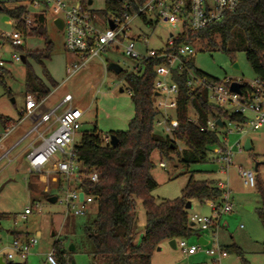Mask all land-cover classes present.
I'll list each match as a JSON object with an SVG mask.
<instances>
[{"label":"rangeland","instance_id":"rangeland-1","mask_svg":"<svg viewBox=\"0 0 264 264\" xmlns=\"http://www.w3.org/2000/svg\"><path fill=\"white\" fill-rule=\"evenodd\" d=\"M90 1L92 2L90 8L95 15L102 20L111 17L112 14L105 10V0ZM73 3V0L69 2V4ZM16 4L12 0L5 5V8L12 10ZM148 20H150L149 17ZM132 24L135 26L132 31L133 36H140V39L135 42V51L141 56H145L147 51L164 50L167 42L178 36L172 34L179 30L177 25L176 28L172 27V23L144 25L141 20L137 19ZM97 27L103 30L105 25L101 24ZM0 31L7 33L12 31L9 18L3 13H0ZM47 35L53 43L54 49L51 60L45 63V68L58 87L50 88L52 95L44 103V106L53 108L61 102L65 95L72 97L71 106L83 112L81 130L74 137V145L79 144L83 132L91 131L94 126L101 136L109 132L126 131L128 122L133 117V106L130 93L125 86V74L132 72L136 61L125 57L121 46H114L102 53L99 59L92 60L75 75L67 78V66L72 58L64 50L63 33L51 22H48ZM143 37L147 39V45L140 41ZM28 46L33 50H40L42 43L36 39H30ZM14 53H18V51L11 48L9 44L3 45L0 49L4 61L3 81L0 82V114H8L11 120L17 121L19 113L24 109L25 64L13 62L11 55ZM28 62L32 65L36 76L48 85L43 77L42 68L29 60ZM234 63L238 64V71L232 69ZM110 64L119 66L122 73L115 74L109 70ZM194 65L198 70L219 81L230 78L240 80L242 84L248 85L255 81L243 53L236 54L234 59H230L223 53L197 54L194 57ZM120 88H123L124 92L119 93ZM66 107L67 105L63 106L59 112ZM190 116L193 118V114ZM230 130L232 131L229 132ZM158 132L161 133V130H156V133ZM223 139L229 148L240 141L242 149L241 154L234 155L232 166L227 175H222L219 172L220 165L215 162L216 147L210 148L204 162L190 165L188 169L177 163L176 159L169 161L154 151L150 156L153 164L150 174L157 186L151 192V196L156 202L178 199L181 197V190L191 176L196 181L226 182L228 190H230L232 212L221 216L219 220L220 224L216 234L217 244L222 248L238 247L242 252L243 259L249 264H264L261 247L264 241V228L257 213L260 207V198L256 188L244 187L238 176V169L242 168L254 172L256 177L264 180V130L239 135L235 133L234 125L226 124V128L219 132L220 142H223ZM246 139L251 140L253 146L249 152L244 150ZM26 144L27 141L22 143L10 154L9 158L22 150ZM178 147L182 149L183 145L178 144ZM236 149L234 147V153ZM4 151L5 149L2 150V152ZM21 159L23 161V158ZM161 162L166 165L165 169L159 166ZM6 164L7 161L2 160L0 170ZM256 164L258 169L255 172ZM16 167L21 168L23 164L17 162L0 172V215H2L0 220V249H2L0 257L10 250V243L13 240V235L10 233L21 232L25 238L38 237V242L30 250L26 260L16 258L13 261L14 264L24 262L26 264H46L47 252L54 249V244H56V250L64 254L62 261L57 260V264H94L93 245L85 228H90L95 220L96 205H89L88 212L84 215L75 217L69 214L66 216L65 208L58 202L55 204L47 202L48 193L61 196V192L57 190L59 181H61L59 176H54L57 182L50 180L47 185L37 178L33 191H30L27 188L23 168L16 172ZM35 203L40 205V212H35L33 208ZM190 203L191 208L187 210L189 217L194 214L211 216L212 210L209 204H201L197 200H192ZM27 207H32V213L23 219L21 215ZM135 219L134 243L137 244L144 237L145 225V211L139 200H136ZM194 229L197 230V228ZM200 238H203L207 244L201 245ZM184 240L188 246L196 245L202 248L197 261H189L187 255L177 248L171 249L168 242L165 241L152 253L151 264H213L212 259L204 252L207 247L212 246L213 240L210 232H197ZM71 246L74 248L73 251L70 250ZM221 264H241V259L235 253L229 252L228 257L223 259Z\"/></svg>","mask_w":264,"mask_h":264},{"label":"trees","instance_id":"trees-1","mask_svg":"<svg viewBox=\"0 0 264 264\" xmlns=\"http://www.w3.org/2000/svg\"><path fill=\"white\" fill-rule=\"evenodd\" d=\"M81 3L85 4L86 0H81ZM120 6V0H105L106 12L116 14ZM0 13L7 15L11 25H16L23 33L24 47L16 50L25 59V94H32L37 102H41L50 94V88L58 86L45 68L54 49L47 35L45 13L32 12L27 16L23 15V10H9L3 4H0ZM22 16H26L29 21L22 20ZM30 39L40 41L42 48L31 49L28 46ZM182 45L193 49V54L185 58L184 62L186 68L198 78L211 83L219 82L195 67L194 57L197 54L223 53L234 59L236 54L243 53L254 77L264 83V0H239L237 11L223 21L198 32L184 31L173 38V47H165L159 53H175ZM28 60L42 68L48 85L36 76ZM164 62L163 58H150L136 73L125 74V86L130 93L133 117L129 120L126 131L106 134L109 138H116L115 146L105 144L95 126L91 131L83 132L79 144L74 146L78 174L96 171L98 175L97 183L89 180L79 183V189L91 196L97 207L92 226L85 228L93 245L94 264H151L152 253L162 242L184 240L199 232L189 223L187 204L191 205L192 200L221 204L222 192L218 189L217 182L196 181L193 176L188 179L178 199L156 202L151 196L157 186L150 174L153 168L150 156L154 151L169 161L176 159L177 163L188 169L190 165L204 162L210 148H224L219 140L220 130L209 131L206 127L208 120L242 119L237 115L228 116L219 107L211 105L205 89L192 92L187 86V74L173 71L171 80L177 84L178 95L176 108L169 114V119L176 120L178 127L174 130L172 139L162 132L156 133L160 129L154 125L159 115L153 109V86L156 79L154 68ZM3 70L4 68H0V82L3 81ZM248 88L247 85L242 87L243 91ZM191 114L194 122L189 121ZM0 123L5 127L15 124L11 119L1 117ZM178 144H182L183 148L179 149ZM255 181L260 198L257 213L264 228V180L257 176ZM60 184L59 181V186ZM47 196L48 199L56 195L48 193ZM136 200L140 201L145 211L144 237L137 244L134 243ZM13 239L25 237L14 232ZM261 247L264 254V241ZM223 249L239 256L241 264H249L243 259L238 247ZM53 251L56 259L62 261L64 254L56 250V244Z\"/></svg>","mask_w":264,"mask_h":264},{"label":"built area","instance_id":"built-area-1","mask_svg":"<svg viewBox=\"0 0 264 264\" xmlns=\"http://www.w3.org/2000/svg\"><path fill=\"white\" fill-rule=\"evenodd\" d=\"M12 0H0L4 6ZM17 4L14 7L23 10L24 14L32 12L45 13L46 22L62 21L64 38V50L73 60L67 66V78L75 75L94 59H99L102 53L108 48L121 46L123 55L136 61L132 72L139 71L144 62L150 58H163L165 62L154 68L156 79L153 86L155 99L153 103L154 111L158 112V117L154 123L155 127L172 139L174 130L178 127V122L169 119V114L176 108V98L178 95L177 84L171 80V73L185 72L187 74V86L192 92L205 89L208 101L211 105L219 107L228 116L237 115L242 119L231 121L228 118L210 119L206 123L209 131L223 130L226 124L234 125L235 133L245 135L247 132H257L264 130V83L255 78L251 85L242 84L240 80L225 78L222 81L211 83L198 78L186 68L184 59L193 54V49L188 45L177 48L175 53H159V51H147L145 56H141L135 51V42L140 39L139 35L133 36L132 23L139 19L144 25L158 23L169 24L177 31L172 34H180L184 31L198 32L216 23L223 21L228 15L235 13L239 7V0H120L119 12L112 14L111 17L102 20L91 10L90 0L85 4L81 0H13ZM148 17L150 20H148ZM27 22L29 19L22 16ZM109 23L113 28L109 27ZM104 24L105 28L100 30L97 26ZM177 25V26H176ZM11 32L0 31V49L5 44L11 48L24 47L23 33L11 25ZM55 26V25H54ZM143 44H148L145 37L140 40ZM166 47H173V40L168 41ZM0 54V68H4V61ZM13 62H21V54L11 55ZM232 83L247 85L249 88L240 89V93L230 91ZM72 97L65 95L59 105L45 112L39 113L38 108L41 102H37L32 94L25 95L24 109L20 112L21 119L29 121L31 127L23 137L10 149L0 155V162L6 160L9 166L13 160L9 155L14 149L24 141L27 142L25 151V163L27 174L37 176L44 184L50 180L57 182L54 176L61 178V184L57 189L61 196H56L57 202L65 208V215L81 216L88 212V207L94 204V199L85 195L79 189V183L89 180L97 183L98 175L96 171H91L87 175L78 174V163L74 154V137L81 130V119L83 112L71 106ZM67 107L59 112L63 106ZM59 112V113H58ZM216 120H220L222 128L216 125ZM194 122V119H189ZM16 125L10 124L0 135V144L14 131ZM203 129H201L202 131ZM230 130L229 132H231ZM105 144L110 143V138L106 135L101 136ZM223 149L216 154L215 162L220 165L219 172L227 175L232 166V159L235 154H241L240 141L229 148L225 140ZM236 147L234 153L233 149ZM162 169L166 168L164 163H160ZM238 176L241 178L243 186L255 188V173L242 168L238 169ZM218 189L222 192L221 204H211V216L194 214L189 217V223L199 232H210L212 236V246L207 247L204 252L212 259L213 264H221L222 260L228 257V253L217 244L216 234L219 228L221 216L232 212L230 190L226 182L218 181ZM82 193V200L79 194ZM35 212H40L41 207L38 203L33 204ZM32 213V207L24 209L21 218L25 219ZM38 242V237L25 239H13L10 243V250L0 257L5 263L13 262L16 258L26 260L31 249ZM176 248L181 250L184 255H192L202 250L200 246H188L185 240H180ZM2 249H0L1 253ZM64 257V255H63ZM46 264H57L54 251L47 254ZM68 264V263H64Z\"/></svg>","mask_w":264,"mask_h":264},{"label":"crops","instance_id":"crops-1","mask_svg":"<svg viewBox=\"0 0 264 264\" xmlns=\"http://www.w3.org/2000/svg\"><path fill=\"white\" fill-rule=\"evenodd\" d=\"M72 58V57H71ZM72 60H73V58H72ZM71 60V61H72ZM58 87V86H57ZM26 95V94H25ZM25 95H24V98H25ZM51 90H50V94L48 95V97L47 98H45L44 99V102H43V100L41 101V103H40V105H39V108H38V112L39 113H45V112H47V111H49V110H51V109H53V108H55L57 105H59V104H56L53 108H47L46 106H44V103L45 102H47L49 99H50V97H51ZM25 100V99H24ZM0 117L1 118H7V119H10L9 117H8V114H0ZM12 121H14L15 122V125H16V127H15V129H14V131L0 144V153L2 152V150L3 149H5V151H7L8 149H10L15 143H17L22 137H23V135H25V133H27V131L30 129V127H31V125H30V123H29V121L28 120H26V119H21V116H20V113H19V119L17 120V121H15V120H12ZM5 129V126L2 124V123H0V133L3 131ZM225 139H223L222 141H224ZM27 141V140H26ZM251 141V140H250ZM25 142V141H24ZM24 142H22V143H24ZM28 142V141H27ZM21 143V144H22ZM21 144H19L15 149H17ZM251 145H252V142H251ZM26 146H27V144L24 146V148L22 149V150H20L18 153H16L13 157H11V158H9L10 160H13V162L9 165V166H11V165H13V164H17V162H18V164H23V167H21V168H23V172L25 173V175H26V182H27V188L30 190V191H33V187H34V184L36 183V177L35 176H32V175H28L27 174V166H26V163H25V159H24V157H25V151H26ZM253 147V146H252ZM15 149H14V151H15ZM253 149V148H252ZM4 151V152H5ZM13 151V152H14ZM220 150L218 149V148H216V154L219 152ZM3 153V152H2ZM1 153V154H2ZM0 154V155H1ZM10 156V155H9ZM21 158H23V161H21L22 159ZM23 162V163H22ZM9 166H7V167H9ZM6 166L5 167H3L1 170H3V169H5V168H7ZM21 168H19V167H16V172H17V170L18 169H21ZM1 170H0V172H1ZM218 181V180H217ZM212 182H215L216 183V181H212ZM204 203H207V204H211L210 203V201H205ZM202 204V203H201ZM211 206V205H210ZM190 208H191V206H190ZM16 233H21V232H16ZM10 235H13V233H10ZM203 243H204V245H206L207 244V242L204 240V241H202ZM177 244V243H176ZM262 245V244H261ZM175 250V249H174ZM50 252V251H49ZM49 252H47V254L49 253ZM199 255H201V253H199V252H197V253H195V254H192V255H188L187 257H188V260L190 261V260H198L197 258H198V256ZM1 263H3V264H7V263H5V262H3V261H1L0 262V264ZM13 263V262H12Z\"/></svg>","mask_w":264,"mask_h":264},{"label":"water","instance_id":"water-1","mask_svg":"<svg viewBox=\"0 0 264 264\" xmlns=\"http://www.w3.org/2000/svg\"><path fill=\"white\" fill-rule=\"evenodd\" d=\"M89 4H91V1H89ZM54 25H55V27H56L59 31L62 30V21H61V20H57V21H55V22H54ZM109 27H110V28H113V26H112L111 23H109ZM21 62H22V63L25 62V59H24L23 56H21ZM108 69L111 70V71H113L115 74H120V73H121V69H120V67L117 66V65H115V64H110L109 67H108ZM232 69L235 70V71H238V70H239V66H238V64L234 63V64L232 65ZM242 87H243V85H241V84H239V83H232L231 86H230V91L238 94V93H240V89H241ZM122 92H123V91H122V89L120 88V89H119V93H122ZM215 123H216V125H217L219 128H222V123L220 122V120H216ZM116 142H117L116 138H115L114 136H111V137H110V145H111V146H115ZM244 150H245V151H248V152L252 150L251 141H250L249 139H246L245 142H244ZM257 166H258V165L256 164V165H255V172L257 171ZM82 196H83V194L80 193V194H79V199H80V200H82ZM47 202L50 203V204H55V203L57 202V198H56V196H52V197L48 198V199H47ZM190 206H191L190 204H187L186 208L189 209ZM52 235H54V234L52 233ZM202 241H204V239H203V238H200V239H199V243H200L201 245H204V243H203ZM168 245H169V247H170L171 249H176V241H175V240L169 241V242H168ZM70 250L73 251L74 248L71 246V247H70ZM158 250H160V249H158ZM0 262H1V260H0ZM1 264H3V263H1Z\"/></svg>","mask_w":264,"mask_h":264}]
</instances>
